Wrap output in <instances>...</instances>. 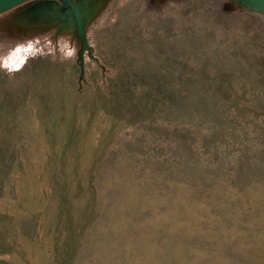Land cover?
Here are the masks:
<instances>
[{"label": "rangeland", "instance_id": "1", "mask_svg": "<svg viewBox=\"0 0 264 264\" xmlns=\"http://www.w3.org/2000/svg\"><path fill=\"white\" fill-rule=\"evenodd\" d=\"M112 0L96 58L0 16V264H264V15Z\"/></svg>", "mask_w": 264, "mask_h": 264}, {"label": "water", "instance_id": "2", "mask_svg": "<svg viewBox=\"0 0 264 264\" xmlns=\"http://www.w3.org/2000/svg\"><path fill=\"white\" fill-rule=\"evenodd\" d=\"M112 0H0L4 26L17 35L52 31V37L76 40L82 79L86 55L96 58L88 39L92 23ZM164 1V0H161ZM244 9L264 15V0H229L227 9Z\"/></svg>", "mask_w": 264, "mask_h": 264}]
</instances>
